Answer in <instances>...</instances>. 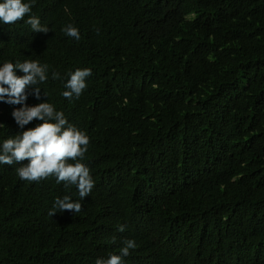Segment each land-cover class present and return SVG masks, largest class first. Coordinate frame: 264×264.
I'll use <instances>...</instances> for the list:
<instances>
[{
	"label": "trees",
	"instance_id": "16d2710c",
	"mask_svg": "<svg viewBox=\"0 0 264 264\" xmlns=\"http://www.w3.org/2000/svg\"><path fill=\"white\" fill-rule=\"evenodd\" d=\"M30 15L50 31L0 23V66L48 65L26 103L88 136L94 187L81 201L54 176L20 179L28 160L0 165V264H95L125 240L122 264H264V0H35ZM20 107L0 101V145ZM65 195L82 211L49 216Z\"/></svg>",
	"mask_w": 264,
	"mask_h": 264
},
{
	"label": "clouds",
	"instance_id": "9594fccd",
	"mask_svg": "<svg viewBox=\"0 0 264 264\" xmlns=\"http://www.w3.org/2000/svg\"><path fill=\"white\" fill-rule=\"evenodd\" d=\"M35 0L25 3L23 0H2L0 2V23L11 25L17 21H25L31 26L33 33H48L50 30L43 26L35 15H30ZM62 31L69 37L80 39L79 29L67 25ZM17 70L24 75L18 77ZM48 65H41L39 61H17L15 64L6 62L0 66V101L9 105H21L14 109L12 117L20 133L6 139L0 145V165H13L20 161L28 160L26 166L15 169L20 179L25 181H40L49 176H54L59 184L64 182L65 188L75 185L79 192L80 200L88 197L94 187L90 170L81 162L85 157L89 145L88 136L75 125L68 122L62 111H56L49 103H39L28 106V95L32 94L37 100L41 98V89L38 83L48 79ZM92 75L91 69H77L69 74L64 87L67 89L62 95L71 100L79 98L86 88V78ZM53 79H59L58 73H52ZM6 86V87H5ZM47 97V93H43ZM33 120L41 121L34 128L23 130ZM3 126V125H0ZM75 161V163H69ZM60 212L72 211L75 214L82 211L80 201H73L70 196L57 198L49 216ZM118 231H125V226L120 225ZM116 243V238H112ZM120 254L110 255L108 258H97L95 264H122V258L130 254V249L137 245L134 240H125Z\"/></svg>",
	"mask_w": 264,
	"mask_h": 264
}]
</instances>
